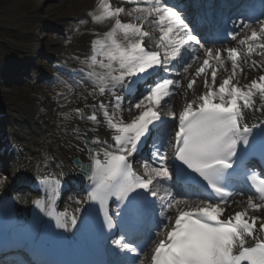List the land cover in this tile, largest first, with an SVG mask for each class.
Returning <instances> with one entry per match:
<instances>
[{
	"label": "snow or ice",
	"instance_id": "1",
	"mask_svg": "<svg viewBox=\"0 0 264 264\" xmlns=\"http://www.w3.org/2000/svg\"><path fill=\"white\" fill-rule=\"evenodd\" d=\"M128 3L132 5L130 9L113 8L110 0H98L97 10L88 14L97 24L113 21L110 30L96 34L92 52L84 63L89 69L86 79L93 87L91 95L107 93L114 99L111 111L104 101L98 105L114 144L99 139L86 141L98 145L97 150L89 148L88 167L76 162L91 182L86 200L99 206L109 230L119 227L120 239L115 243L121 251L142 257L154 244L151 264H264V220L249 215V209L264 210V168L249 167V159L255 155L250 137L253 128L260 125L245 122L246 109L264 112V75L248 85L240 86L238 80L233 83L237 69L244 71L238 63L242 58L240 50L206 47L211 41L202 35L199 25L169 0ZM121 14L133 17L135 22H122ZM232 23L238 27L243 21ZM257 23L258 28L243 25L250 29V35L239 41L246 45L247 56H264V51H257L264 50V19ZM157 32L159 35H154ZM238 34H233L232 39ZM225 53L231 61V75L217 87L218 72L227 71L222 59ZM197 61L200 64L186 85L194 98L186 99L177 114L173 99L182 85L171 76L188 73ZM249 63L257 66L259 62ZM201 77L205 90L195 95L194 85ZM141 83L144 90L132 105L139 114L126 122L120 93L132 94ZM92 107V114L87 116L82 109L75 111L81 119L99 124L97 105ZM63 115L68 118V114ZM162 116L176 123L170 124ZM146 137L151 139L154 151L141 162L143 174H138L131 158ZM260 139L264 145V131ZM169 145L174 148V161H178L171 166L167 163ZM241 179L254 189V194L248 195V207L222 218L224 205L230 204L232 197L244 195L235 183ZM41 185L47 199L33 201L35 206L55 219L57 227L74 228L76 215L55 209L61 180L46 176ZM113 198L114 214L109 210ZM147 210L154 212L153 229L140 239ZM162 235L164 238L157 243ZM121 264H144V260H124Z\"/></svg>",
	"mask_w": 264,
	"mask_h": 264
},
{
	"label": "bare ground",
	"instance_id": "2",
	"mask_svg": "<svg viewBox=\"0 0 264 264\" xmlns=\"http://www.w3.org/2000/svg\"><path fill=\"white\" fill-rule=\"evenodd\" d=\"M58 1V5L61 8L67 7H74L77 9L75 11L76 15H74L75 18H73L71 21L67 22H60L57 21L58 26L63 27L64 30L69 31L71 36L73 33L71 30H74L75 28H81L80 33H74V39L68 43L66 37L58 36L56 38L54 44H52V48L55 50L54 54H60L64 57V59H68L70 62V71H77L78 67H84L89 71L87 68V65L84 63V60L87 57H83L81 53L88 47L87 42L93 41L96 36H90L86 34L85 31H99L102 34L105 33L108 29H110L113 25V21L108 20L103 23L97 24V23H91L90 19L86 18V15L84 14L85 9V3L84 2H90V4L93 6L94 12L97 10V3L98 0H56ZM128 3V1H126ZM111 6L113 8L117 7V2H112L110 0ZM129 4V3H128ZM54 9V6L48 7L45 4L40 6V11L42 15H45L47 11H51ZM91 9V10H92ZM130 9V8H129ZM132 18V19H131ZM121 21L126 20V23L128 22H135L133 17H126V15L121 14L120 16ZM131 19V20H130ZM87 21L86 24H80V21ZM56 23V25H57ZM156 33H154L155 35ZM159 33L157 32V36ZM73 37V36H72ZM81 46L79 47V45ZM55 46V48H54ZM215 47L214 44H206V47ZM231 47H236L240 50L242 53V58L238 60V63L243 67L244 71L240 72L239 69H237V76L233 80V83H235L237 80L239 82L240 86H244L249 84L248 82H252L253 79H255L256 75H263L264 74V66L262 68H256L252 67L249 61H257L261 65H264V56L257 55L253 53L251 56H247V49L246 45H240L239 42L232 43ZM91 48V46H90ZM215 48H221L220 46ZM259 51H264L261 49H258ZM257 50V51H258ZM203 50H200V53H202ZM72 54H76L79 56L78 60H75L71 57ZM222 59L225 60V68L221 69L217 74V82L216 86L218 87L219 84L223 81V79L227 78L229 75H231V61L227 60L226 53L222 56ZM29 63V62H28ZM200 64V61H197L196 64L193 65L191 69H189V72L186 74H183L181 77V85L183 93L180 96V102L179 104H173V111L179 114V112L183 109L184 104L187 100L193 99V91L188 90L186 88V85L188 83V80L194 77L195 69ZM74 66L77 67V69H74ZM66 70V69H65ZM249 73H247V71ZM67 71V70H66ZM80 80L84 78L83 75L78 76ZM211 77L209 75V81ZM11 78L8 77L7 79L2 78L0 76V112L6 113L9 112L10 115L13 117L12 121H28L25 126L16 125L18 128H22V130L26 129L28 131V134L25 135L24 133H16L19 138L18 142L23 144L24 147H19L21 144H18V142H15L13 140H8L6 142H1L0 147L2 149H5L7 152H9L11 159L9 160V163L7 166L5 165L0 170V201L10 193H16L19 194V211L20 214L23 213V208H25L26 204H30L32 201L38 200V199H47L46 197L43 198L39 194H37L38 187L33 188L29 187H23L21 186V182H30L34 184V182L39 183V180H43L46 176L48 177H55L59 179L66 180L65 182L68 183L67 185L72 188V190L79 191L80 194L72 193L71 194H65V196H62L60 199V206L59 202L55 206V209L57 212H64L67 211L69 215L72 214H78V217L85 216L86 213L83 211V206L86 203V196L87 192L85 187L87 186V181L84 179L77 177L78 169L75 168L72 164V161L75 157H81L85 162H89L90 160V153L88 150L85 149L86 141L84 140V135L80 134L77 130L82 126H91V127H99L100 132L94 133L88 131V134L91 137V140L99 139L101 142L108 141L110 144V130L108 127L103 123L100 122L99 124L92 125L84 122H80L78 120V116L72 112V109L75 108H82L84 110H90L89 103L94 102L96 99H98V95H91L93 92V87H90L89 85L83 84L82 86L80 84H76L75 91L67 98L59 99L55 104L53 105H46L42 99H40L35 93H33L30 88L27 87H21L20 85H15L13 88L7 89V85L10 83ZM13 84V83H12ZM195 89V95L201 94L205 89L203 87V77L197 79L196 85H194ZM182 92V91H181ZM185 93H187V97L185 98ZM256 99V105H260V98L257 96ZM6 105V106H5ZM122 115L126 122L133 119L135 116H137V113H131L128 111L126 106H121ZM68 114V118H65V115ZM251 115L250 118H248L247 114H245V122L252 124H261L264 122V112H256V111H250L249 113ZM29 119H31V122H29ZM35 121H38L40 123L39 126L35 125ZM176 122V121H174ZM30 124V127L28 128V125ZM171 124V123H170ZM35 130L34 134L33 131ZM41 130H46L45 133L49 134L45 141L38 140L35 136H39L41 133ZM25 132V131H24ZM174 135V133H173ZM54 140V143L52 142ZM41 144H38V143ZM90 145L94 146L98 149V145L89 143ZM106 146V145H105ZM43 148H48L45 152ZM39 150L42 153V157H34L31 153L32 151ZM173 152V146L169 145L167 148V155L172 154ZM45 154H49V157L46 161ZM1 157V155H0ZM52 157H55L57 159L56 164H52L50 159ZM12 163V164H11ZM49 164H52V167L49 168ZM64 165V166H62ZM1 166V165H0ZM10 166L11 170H7ZM11 173L10 175H8ZM32 187V186H31ZM71 190V191H72ZM83 192V193H82ZM83 201L81 204H77L76 201ZM238 204L235 205L238 209L247 208L248 206L242 199H237ZM242 205V206H241ZM227 214L234 213V210L232 208L227 209ZM174 214V213H170ZM253 216H259L262 220H264V210H261L257 213H252ZM225 216V213L223 214V217ZM42 217L46 218L45 215ZM59 230L65 232L66 234H70L71 236H74V232L76 229H73L71 226L65 230L64 228L58 227ZM164 236H160L157 238V242H159V239H163ZM154 247V246H153ZM150 250V247H149ZM148 250V251H149ZM147 251V254H148ZM144 260V264L148 263V256H142Z\"/></svg>",
	"mask_w": 264,
	"mask_h": 264
},
{
	"label": "rangeland",
	"instance_id": "3",
	"mask_svg": "<svg viewBox=\"0 0 264 264\" xmlns=\"http://www.w3.org/2000/svg\"><path fill=\"white\" fill-rule=\"evenodd\" d=\"M26 1L29 2V0H13L12 1L13 4L11 5L7 4L5 6H0V10L3 11L2 12L3 16L1 17L0 24L10 30L17 29L18 27L24 24L27 25V28H25L22 33H19L20 41L15 42L12 39L9 40V42L14 43L17 46H19L18 47L19 52L21 51L27 52L25 55L21 54L19 57H17L19 60L30 59L29 57H33V56L38 58L39 57L38 52L42 49L49 54V57H52L54 52L51 51V44L55 41L56 33L52 32L50 24H48V27H45L46 20L37 21L35 19L36 15H40L39 8L41 5V2L46 3V6H53V4L56 5V9L55 10L53 9L52 11L48 12V15L46 16L48 18L47 19L48 23H50L49 19H53L55 17L61 18L65 15L72 16L76 9L73 7L71 8L68 7L67 9L63 8V13H61V8L58 7V4H57L58 1L56 0H32V2L34 3H32L33 4V6H31L32 8L30 7L31 8L29 10L30 12H27V13L20 12L18 10V7L24 4ZM87 4L89 3H86V5ZM50 14L53 16H51ZM42 28L43 30L39 33V38H38L40 41H38V39L34 38V34L38 32V29H42ZM21 39H24L25 41L23 42ZM36 46L39 48L35 51L33 48ZM11 59L12 58L7 59L6 56H4V54H1L0 52V68H1V64L9 62L11 61ZM35 63H36V67L33 68L30 76L27 77L28 82L25 83L23 87L30 88V90L33 93H35V95H37L40 99H42L46 105L48 106L53 105L56 103L58 99L56 97V93L59 91V89H62V88L61 87L58 88L56 84H54V82L52 81L43 82V83L41 82V83H38L37 86H31L30 83L35 84L36 82L35 79L40 69L43 70L42 74L44 73V70L49 69V65L47 64V59L45 60H43L42 58L40 60L37 59ZM42 74L40 73L39 75H42ZM180 96L181 94H179V90H178L177 95L173 99V104H179ZM47 135L49 134H46L41 139L44 141ZM34 156L41 157V154L40 155L35 154ZM76 193L78 194V192Z\"/></svg>",
	"mask_w": 264,
	"mask_h": 264
}]
</instances>
